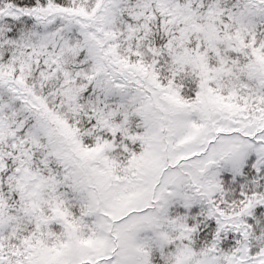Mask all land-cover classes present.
Segmentation results:
<instances>
[{"label": "trees", "instance_id": "trees-1", "mask_svg": "<svg viewBox=\"0 0 264 264\" xmlns=\"http://www.w3.org/2000/svg\"><path fill=\"white\" fill-rule=\"evenodd\" d=\"M147 1L0 0V264H71L73 259L76 264H101L115 259L116 251L96 262L82 259L78 252L75 231L80 230L79 214L84 209L77 200L79 192L90 203L102 202L101 176H94L85 155L96 148L107 149L118 172L128 164L122 147L133 159L148 153L141 149L147 126L161 129V135L167 130L164 118L172 115L173 121V114L175 126L193 124L212 134L209 147L213 149H218L217 142L241 138L260 150L252 154L258 158L249 157L244 168L239 167L242 160L228 158L231 170L219 176L221 188L212 193L208 187L209 193L199 191L192 179L210 152L207 148L188 158L180 156L171 171L166 168L177 172L188 190L192 186L196 190L189 192L191 198L180 196L183 204L189 203L188 209H170V218H184L191 228L193 241H185L184 248L197 252L204 245L207 254L230 253L233 260L245 252L241 264H264V98L251 93L254 83L248 76L254 67L251 63L259 73L264 65V0H206L201 6V0L187 5L189 0H157L159 6L144 10ZM213 4L217 5L210 12L216 25L213 33L196 34L183 46L191 59L207 65L198 75L197 65L172 63L177 43L172 34L178 32L172 25L186 10L190 14L198 6L206 12ZM241 14L255 22L251 42L256 52L247 46L251 34L239 28ZM181 25L190 29L189 22ZM129 31L138 33L130 38ZM243 53L249 58L242 60ZM220 66L227 69L225 77L215 75ZM143 73L149 88L144 87L145 81L137 82ZM122 74L127 79L120 80ZM128 88L142 93L131 108L134 126L125 127L133 137L129 144L124 138H107L96 121V113L106 103L103 98L112 100L111 93L124 96ZM207 88L214 97H206L205 105L198 103L197 97ZM219 96L240 101H231L230 108ZM157 97L167 98L168 106H160ZM245 108L249 112L241 111ZM201 111L207 125L198 117ZM139 112L145 113L144 122ZM215 115L219 120L210 123ZM239 116L248 117V122L240 121L238 129L228 131L220 124L219 117H229L231 122ZM92 192L97 201L88 196ZM62 226L69 235L62 233ZM70 240L74 247H68ZM64 259L69 263H62ZM145 260L164 264L158 253L146 255Z\"/></svg>", "mask_w": 264, "mask_h": 264}, {"label": "rangeland", "instance_id": "rangeland-1", "mask_svg": "<svg viewBox=\"0 0 264 264\" xmlns=\"http://www.w3.org/2000/svg\"><path fill=\"white\" fill-rule=\"evenodd\" d=\"M157 2V0H149L147 1V4L143 6V9H149ZM196 2L198 3V1ZM188 3L191 4L193 2L192 0H189V2L186 1V5ZM204 3H206V0L199 1L200 6ZM157 5L159 6L158 3ZM216 6V4H213L211 7L207 6L206 12L199 10L205 7L199 8L197 6L198 10H195L190 14H188L189 10H186L185 14L181 13V19H175L176 21L173 22L174 25L172 26L178 32L175 35L172 34V39L177 42L174 47V55L171 59L172 63L179 64L180 62L184 67H193V65H197V67L200 68L195 71L198 75L201 72V68L207 66L202 60H199L198 62L197 60L191 59V55H189L188 51L185 47L183 48V46L190 43V40L193 36L195 37L196 34L202 35V33H213L212 30L216 25L214 24L213 19H211L210 12L211 10H216ZM213 12L214 11H212V15ZM217 15L218 13H216V16ZM232 20L233 18L229 20V23H231ZM187 21L189 22V30L184 29L181 25V22L188 24ZM238 23L239 28L242 31H245L246 35L251 34L250 44H245L250 48L252 47L254 51L256 47L251 41L255 39L254 35L256 34V29L253 26L255 25V22L247 19V17H243L241 14ZM145 24L149 25L151 23L145 22ZM136 33H138V31H129V37L132 38ZM148 34L151 36L150 32H148ZM245 37L246 36L243 34V41H241V44L244 43ZM238 48L241 51V47ZM106 52L107 51H105V53ZM231 52V54L234 55L236 53L235 51ZM242 55V60L249 58L248 54L244 55L243 53ZM92 56L95 55L92 54ZM241 63H243V61L236 62V64ZM256 63L259 65L263 64L259 61H256ZM250 65H254L253 69L250 68L248 70V76L253 79L252 82L254 83L253 87H251V93L258 96L260 99H263L264 75L262 76L260 74H264V65L261 66V73H259L260 71L255 70V64L251 63ZM248 66L249 65H247V67ZM126 69L125 66L122 67L123 71ZM226 70L227 69L223 68V66H220V71H217L215 75L225 77L224 71L226 72ZM204 73L207 75L206 70H204ZM123 76L124 75L122 74L120 80L123 79ZM244 76L246 77V75ZM124 78L127 79V76H124ZM142 81H145L143 84L144 87H150V85H148L150 83L148 77H145L144 73L140 76V79L137 80L139 84H141ZM72 92L74 91L72 90ZM111 95L115 97H112V100L103 98L106 102L105 106L99 108V110L103 108L101 112L96 113L99 132H104L105 135H107V138H111L112 140L124 138L125 143L129 144V142L133 141V137L130 135V131L125 127L134 126L133 117L131 116V108L134 104L138 103L142 97V93L139 88L137 91L133 88H128L124 96H118L117 93H111ZM144 97L146 98V96ZM206 97H214L213 94L210 93L209 88H207L205 93L197 97L198 103L201 100L202 104H204V99ZM157 98L159 99L155 101L158 102L160 106H168L167 98L166 101L160 99V97ZM220 99L221 102L228 104L231 108V101L235 98L221 96ZM235 100L236 102L240 101L237 98ZM194 108H196L197 111L200 110L197 107ZM241 111L249 112L247 108ZM201 113L202 111L198 114V117H200L203 124L207 125L208 122L202 120ZM207 113L208 112H206L205 115H207ZM137 115L139 116L140 122H144L145 113L139 112ZM171 117L172 115L169 116L170 119L167 118V116L164 118V120L167 121V130L165 133L161 132V135L159 134L161 129L158 130L156 128L154 129L153 126H147V129L149 130L143 134L141 141V149L148 152L141 155L145 157L144 160L141 159V156L133 159L132 154L128 153L125 147H122L121 150L123 152V157L126 158L128 164L121 170H118L119 173L117 172L116 164H114L113 160L109 159L110 152L107 149L101 148L102 150L100 151L96 148L88 151L87 155H85L88 160L89 168L92 167L94 169L91 170L93 171L92 173H94V176H101L99 179L100 189L102 190V202L101 204H98L97 202V204L90 203L85 199L84 192H79L77 200L81 208L84 207V209L79 214V220L81 222L80 230L78 232L75 231V233L78 242L76 245H79L80 247L78 252L82 259L84 258L90 262H96L98 258L106 260L116 251L115 253L117 254L115 259H108V261L101 264H148L150 260L146 263V255L149 256V254L153 255L155 253H158L161 256V259H164V264H241L245 257V252L238 257L239 259L236 258V260H233L234 256H232V258L229 255L230 253L222 254L217 251V253L214 252L215 254H211L210 252L207 254L208 246L204 247V245H199L197 247V252L192 249L184 248L187 247L186 244L183 246L185 241H193V237L190 235L191 228L186 225L184 218H170V209L175 206H180L182 208L186 207V209H188L186 204L189 203L183 204L180 196L184 199L190 197L189 192H195V186H198V190L204 193L214 191L217 187L221 188L219 187L218 182L220 179L219 176L222 173L231 170L230 164L227 160L228 158L242 160L239 163V167L244 168L247 159L254 156L252 155L254 153L257 155V151L260 150L252 149V146L245 140H241V138H230L220 141L219 143L217 142L214 145H216L218 149H213L214 146L209 147V144L212 143V134L204 132L201 127H197L193 124L187 126L178 122L177 126H175V115L173 114V121H171ZM229 117L228 119L219 117L221 121L220 124H222V127H225L228 131L233 128L238 129L240 121H243L244 125H246L245 122L248 119L246 116H239L238 120H231V122H228L230 119ZM218 120L217 115H215V117L212 116L210 123H215ZM252 126L253 125L249 127ZM253 130L254 128H252L251 131ZM232 136L233 133L231 137ZM164 138L166 141H164ZM206 148L210 152H207L205 160L199 166V171H196L197 174L192 175L195 186H192L189 190L187 185L181 182L177 172L169 173L165 171L166 168L171 171L172 166H175L180 162V156L188 158L192 156V154L203 151ZM216 151L222 152V156H219V153ZM208 162H213L215 165L202 179L200 173L203 172L204 166ZM186 169L187 165L185 163L181 166V171L183 172ZM105 170H107V173ZM111 170H114L113 174H111ZM181 171L179 173H181ZM199 177L200 180H198ZM89 183L91 185L94 183H92L90 177ZM207 187L209 192L207 191ZM75 190L79 189L75 188L74 191ZM88 196H93L95 201H97L95 193H89ZM93 210L97 213L93 212ZM84 216L86 219H84ZM83 220L86 221L83 222ZM180 221H183V223L181 224ZM119 222H121V224H119ZM169 227L170 230L168 231L167 228ZM62 228V233L64 235H69L67 228L64 226H62ZM173 233L175 235L174 239L172 235ZM114 237L117 240L115 244L112 242ZM219 239L222 238L219 237ZM171 240H174L176 243H170ZM70 244L71 240L68 241L67 245H69V248L72 246L74 247V244ZM171 247H173V251H168ZM64 262H67V260L64 259L62 263ZM70 263L76 264L77 261L76 259H73Z\"/></svg>", "mask_w": 264, "mask_h": 264}, {"label": "water", "instance_id": "water-1", "mask_svg": "<svg viewBox=\"0 0 264 264\" xmlns=\"http://www.w3.org/2000/svg\"><path fill=\"white\" fill-rule=\"evenodd\" d=\"M212 167H213V163L207 164L204 168V171L201 173V177H203Z\"/></svg>", "mask_w": 264, "mask_h": 264}]
</instances>
